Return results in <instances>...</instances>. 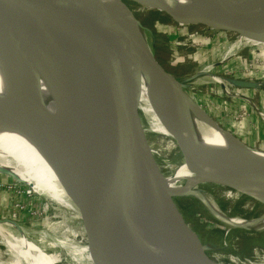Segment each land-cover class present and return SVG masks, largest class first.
Returning a JSON list of instances; mask_svg holds the SVG:
<instances>
[{"label": "water", "instance_id": "water-1", "mask_svg": "<svg viewBox=\"0 0 264 264\" xmlns=\"http://www.w3.org/2000/svg\"><path fill=\"white\" fill-rule=\"evenodd\" d=\"M113 1L130 13L138 30L99 14L84 0H0V43L10 67V94L19 110L16 114L8 109L5 117L43 148L75 210L54 202L76 217L87 234L81 247H89V264H149L154 227L162 236L168 264H222L209 255L212 245L188 224L173 199L196 197L187 190L170 194L150 150L138 114V67L156 88L158 118L198 184L215 185L264 205V161L246 160L239 168H226L202 154L185 84L157 59L143 36L146 28L128 3L178 25L263 43L258 28L264 27V17L240 13L226 0L209 2L212 9L189 15L177 10L172 0ZM244 18L250 22L239 24ZM241 83L248 85L235 84ZM41 84L54 100L55 118L44 108ZM101 97L107 100L96 99ZM205 116L204 125L213 129V123L219 132L242 142ZM179 185L185 187L184 182ZM235 256L229 257L231 264H253Z\"/></svg>", "mask_w": 264, "mask_h": 264}, {"label": "rangeland", "instance_id": "rangeland-1", "mask_svg": "<svg viewBox=\"0 0 264 264\" xmlns=\"http://www.w3.org/2000/svg\"><path fill=\"white\" fill-rule=\"evenodd\" d=\"M128 7L146 28L143 36L163 67L184 84L186 78L193 76L184 86L193 104L246 144L264 151V44L241 46L221 60L228 45L235 40L232 34L198 25H178L133 3H128ZM211 77L219 78L222 83H216ZM240 81L248 85L235 84ZM138 114L160 171L163 174L172 172L181 163L173 142L154 134L163 128L153 115L147 120L139 107ZM194 130L199 143L202 140L203 146L218 149L217 139L209 138L203 127L199 125ZM17 155L16 148L0 144V222H11L14 227L4 225L7 230L16 234L20 229L28 240L48 253L57 254L56 264H88L69 253L67 247L52 244L63 240L75 248L84 243L87 234L81 230L76 217L55 203L60 204V192L39 171L15 164ZM7 164H11L8 172L4 169ZM7 173L19 175L20 179ZM196 190L204 194L209 205L228 218L252 219L264 214V205L255 201L248 199L254 204L252 206L247 199L242 204H234L232 201L237 195L224 188L202 183L197 184ZM173 199L188 224L205 243L212 245L208 250L210 256L222 264H231L229 257L235 255L248 258L253 264H264V225L248 229L230 227L218 221L191 195H177ZM216 242L223 244L219 246ZM6 252L0 239V261L9 257Z\"/></svg>", "mask_w": 264, "mask_h": 264}, {"label": "bare ground", "instance_id": "bare-ground-1", "mask_svg": "<svg viewBox=\"0 0 264 264\" xmlns=\"http://www.w3.org/2000/svg\"><path fill=\"white\" fill-rule=\"evenodd\" d=\"M84 1L90 4V6L99 14H107L114 16L121 22L130 25L131 27L136 28V30H138L130 13L116 1L113 0H99V1L84 0ZM172 1L176 3L175 5L176 9L179 10L184 15H189L198 12L200 10L208 11V9L211 8L209 6V2H216L215 0H172ZM226 2L228 5L232 6L233 8H235V10H237L240 13L248 14V15L250 14L261 15L264 17V0H226ZM247 19L246 18L240 19L238 20V23L239 24L249 23L250 21L247 22L248 21ZM254 19H257V17ZM258 30L264 34V27H259ZM262 44L264 43L246 38L244 36H236L235 40L228 45L225 53L221 56V60L226 59V57L231 55L241 46H245V45L255 46ZM2 47L3 46H1L0 43V144L4 146L8 145L16 148L18 151V155L14 158L15 164L31 167L39 171L41 174H43V176L60 192V205L70 208L71 210H75V208L71 205L65 189L41 145L37 142L34 136L32 137L28 133L24 132L22 129L18 128L17 126L9 124L8 119H6L5 117L6 114L5 112L8 109L10 112L16 114H19V110L17 107L16 100H14L12 98V94H10L11 90L8 81V78H10V67H9L7 54L4 51V48ZM209 68L210 66L206 67V70L205 69L204 70L208 72ZM138 73L140 74L138 107L140 108L143 116L147 120H149L150 115H153L155 120L158 123H160V125L162 126L157 114L159 110L158 92L156 88L153 86L152 81L150 80L146 72L142 70V68L138 67ZM211 79L214 80L216 83L219 84L222 83V81H220L219 78L211 77ZM189 83H190L189 81L185 82V84H189ZM41 96L45 110L48 112V114H50L53 118H55V112H56L55 103L51 96L50 91L44 84H41ZM96 99H103L104 101L107 100L106 97H101ZM189 116L194 129H197V127L200 125V128L203 127L207 131L208 133L207 135L209 138L214 137L218 141L217 143L218 149L216 150L215 149L212 150L203 146L202 142L204 141L202 140L201 143L198 142V148L201 150L202 154L208 160L212 161L213 163L220 164L221 166L226 168H239L241 163L246 160L264 161L263 150H260L258 148L254 149L247 147L243 144L245 143L244 141H242L243 143L242 142L240 143L239 141L234 139L231 135H227L222 132H219L216 129L217 127L213 123H210L211 127H214L213 129L204 125L202 120L205 121L208 120L206 119L205 114L201 110H199L197 106L193 104V102H192V108L189 111ZM112 120L113 122L116 123L115 118ZM91 124H95V123H91ZM216 124L222 127L217 122ZM162 128L163 129L159 130L160 131L159 133H154V134L171 138L163 126ZM222 128L225 129L224 127ZM163 132H166L167 134ZM230 134L235 135L231 131ZM4 169L5 171L8 172L11 169V164H7L4 167ZM172 170H173L172 173L171 172L165 173L163 175L164 182L170 194L172 195L180 194V193L182 194V193H186L185 190H187L188 193L192 194L196 198H199V200H203L205 202L207 210L211 213L212 216H214L218 221L231 227L238 226L244 228H254L264 225V215L260 216L258 219H246V220L239 218H231V217L228 218L223 216L222 214L217 212L211 205H209L206 199L202 198L201 194L196 190V186L198 182H200L198 177H196L194 173L188 170V168H186L183 163L178 164ZM1 173L6 174L4 172ZM7 174L10 175L9 173ZM10 176H12L15 179H20L19 175H10ZM181 182L185 183V187L183 188L180 187L179 184ZM27 186L31 190H33L31 185H27ZM75 213L79 215L80 218H82L78 211H75ZM4 225L9 227L11 226L14 227L11 222L8 221L0 222L1 243L4 245L7 251L6 253L9 256L6 259V261H0V264H56L59 261V256L57 254L48 253L38 244L28 240L20 229L19 231H17L18 234L17 233L13 234L11 231L7 230V228ZM150 236L153 241L154 248H153L152 257L151 259L148 260V263L168 264L169 261L164 248L162 236L156 227L153 228L152 234ZM52 244L60 245L62 248L67 247L68 252L74 256H78V258H80V261L82 263H88L87 260L88 258L91 257L89 247L74 246L75 248H71V246H69L63 240H57V242H54ZM258 264H263V263L259 262Z\"/></svg>", "mask_w": 264, "mask_h": 264}, {"label": "trees", "instance_id": "trees-1", "mask_svg": "<svg viewBox=\"0 0 264 264\" xmlns=\"http://www.w3.org/2000/svg\"><path fill=\"white\" fill-rule=\"evenodd\" d=\"M154 13V15H156L157 17H160L161 19H164V17H162V16H160L158 13H156V12H153ZM245 199H247L246 197H244V196H241V195H237V198H235V199H233V201L232 202H234V204H236V205H239V204H242V202L243 201H245ZM248 200V199H247ZM230 201V202H231ZM249 201V200H248Z\"/></svg>", "mask_w": 264, "mask_h": 264}, {"label": "flooded vegetation", "instance_id": "flooded-vegetation-1", "mask_svg": "<svg viewBox=\"0 0 264 264\" xmlns=\"http://www.w3.org/2000/svg\"><path fill=\"white\" fill-rule=\"evenodd\" d=\"M248 203H250V201H248ZM252 205H254V204L250 203V206H252ZM239 219H245L246 220L245 217L244 218H239Z\"/></svg>", "mask_w": 264, "mask_h": 264}]
</instances>
